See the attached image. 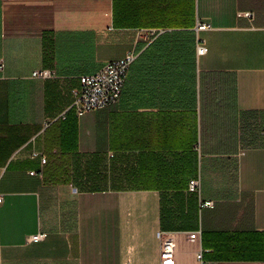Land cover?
Instances as JSON below:
<instances>
[{"label": "crops", "instance_id": "0c3cea01", "mask_svg": "<svg viewBox=\"0 0 264 264\" xmlns=\"http://www.w3.org/2000/svg\"><path fill=\"white\" fill-rule=\"evenodd\" d=\"M94 11L0 0V264H264V0ZM129 51L119 101L78 116L80 77Z\"/></svg>", "mask_w": 264, "mask_h": 264}, {"label": "built area", "instance_id": "2783aa9c", "mask_svg": "<svg viewBox=\"0 0 264 264\" xmlns=\"http://www.w3.org/2000/svg\"><path fill=\"white\" fill-rule=\"evenodd\" d=\"M247 16H251L246 13ZM211 26L206 23L198 24L197 30H207ZM197 53L204 55L207 53V47L201 43L197 44ZM136 54L134 52H127L122 58L107 62L105 65L97 69L95 72L82 75L79 79L80 87L73 91L74 101L72 108L78 116L86 113L103 110L116 104L123 92L128 72L131 64L134 62ZM52 73L49 70L34 71L32 76L34 78L45 79L50 77ZM264 134V129L261 132ZM42 163H46V158L42 157ZM190 191L200 192V180L192 179L189 183ZM1 201V198H0ZM202 207H213L212 201H203ZM46 233H38L33 235L31 240L33 242H40L46 237ZM175 256V243L173 239L162 240L161 259L170 261ZM197 258L201 260L202 253H198Z\"/></svg>", "mask_w": 264, "mask_h": 264}, {"label": "rangeland", "instance_id": "374dc122", "mask_svg": "<svg viewBox=\"0 0 264 264\" xmlns=\"http://www.w3.org/2000/svg\"><path fill=\"white\" fill-rule=\"evenodd\" d=\"M91 7H92V17H94L93 14H95V16H97L96 11H94L97 7H98V0H91ZM117 34L114 31H108V39H110L111 37H114V35ZM261 132L263 131V128H261L260 130Z\"/></svg>", "mask_w": 264, "mask_h": 264}]
</instances>
